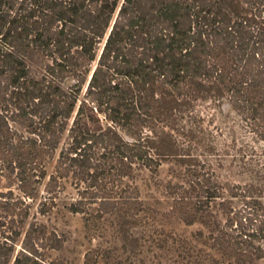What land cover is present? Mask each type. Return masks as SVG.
<instances>
[{"label": "trees", "instance_id": "obj_1", "mask_svg": "<svg viewBox=\"0 0 264 264\" xmlns=\"http://www.w3.org/2000/svg\"><path fill=\"white\" fill-rule=\"evenodd\" d=\"M205 100L226 102L241 122L244 133L233 131L224 154L246 180H220L213 164L224 158L194 152L218 150L195 111ZM54 155L42 213L69 179L78 194L69 210L111 216L122 246L135 248L153 209L137 177L171 160L180 180L165 184L169 211L208 227L212 247L236 264L264 257V0H0V186L8 183L0 196L12 199L8 209L29 203L12 185L34 197ZM20 213L0 222L10 229L1 232L0 264H59L44 258L33 224L16 250ZM186 257L202 263L190 248Z\"/></svg>", "mask_w": 264, "mask_h": 264}, {"label": "rangeland", "instance_id": "obj_2", "mask_svg": "<svg viewBox=\"0 0 264 264\" xmlns=\"http://www.w3.org/2000/svg\"><path fill=\"white\" fill-rule=\"evenodd\" d=\"M72 81L73 79L70 78L67 83ZM195 111L203 116V124L212 130L218 150L204 152L200 148L194 152L198 153L199 158L208 157L214 163L218 154L224 158L222 166L213 164L222 181L235 182L249 178L245 173H238L237 169L240 168L238 163L232 165L233 170L230 169L231 155L224 154L225 143L232 141L233 131L237 136L244 133L240 127L241 122L228 108V104L226 102L219 104L214 100L198 101ZM209 117L213 118L214 123L221 127V130H216V127L208 121ZM238 140L241 141L239 137ZM230 148L229 153L234 154V148ZM55 155L47 159L46 175L38 184V191L34 197L27 198L16 184L12 185L14 193L24 196L29 203L26 204L24 201L11 210L7 208L12 204L10 196H0V222L5 221L8 224L12 218L20 217L21 210L24 214L27 212L22 235L16 243V250L29 225L33 224L34 241L41 247L44 258L59 264H195L190 263L186 257L189 248L193 255L198 258L202 256L201 264H217L213 257L218 258V264H236L232 257L212 247L208 239V227L199 221L188 224L169 211V197L165 191V184L169 179L180 180L175 171L179 166L171 160H162L156 172L151 173L145 169L137 177L141 197L153 209L148 210L151 225L145 232L146 238L135 248L122 246L120 235L110 224L111 216L87 219L89 217L87 213L69 210V203L78 196L69 179H64L65 186L60 190L55 203H50L44 213L40 212L39 207L44 196L47 195L46 182L49 172L53 170ZM7 185L6 179H3L0 190H6ZM199 229L204 231L203 237L197 235ZM4 230L10 231L6 225H0V240L3 239L1 232ZM59 236L60 238H57ZM87 251H89L88 261H86ZM251 264H264V257L256 259Z\"/></svg>", "mask_w": 264, "mask_h": 264}]
</instances>
